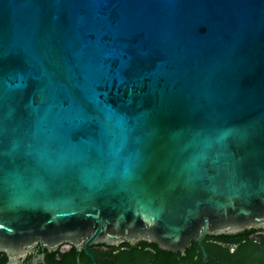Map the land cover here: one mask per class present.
I'll return each mask as SVG.
<instances>
[{
	"label": "water",
	"instance_id": "water-1",
	"mask_svg": "<svg viewBox=\"0 0 264 264\" xmlns=\"http://www.w3.org/2000/svg\"><path fill=\"white\" fill-rule=\"evenodd\" d=\"M264 228V0H0V252Z\"/></svg>",
	"mask_w": 264,
	"mask_h": 264
},
{
	"label": "flooded vegetation",
	"instance_id": "flooded-vegetation-1",
	"mask_svg": "<svg viewBox=\"0 0 264 264\" xmlns=\"http://www.w3.org/2000/svg\"><path fill=\"white\" fill-rule=\"evenodd\" d=\"M157 247L146 242L96 244L88 248L94 257L91 258L85 250L72 244H62L52 250L38 244L16 260L0 252V264H264V228L206 236L202 248L191 242L183 254Z\"/></svg>",
	"mask_w": 264,
	"mask_h": 264
},
{
	"label": "trees",
	"instance_id": "trees-1",
	"mask_svg": "<svg viewBox=\"0 0 264 264\" xmlns=\"http://www.w3.org/2000/svg\"><path fill=\"white\" fill-rule=\"evenodd\" d=\"M155 245V244H154ZM157 247V245H155ZM158 248V247H157Z\"/></svg>",
	"mask_w": 264,
	"mask_h": 264
}]
</instances>
